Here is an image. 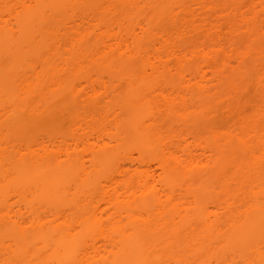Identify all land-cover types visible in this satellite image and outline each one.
Here are the masks:
<instances>
[{"label":"bare ground","instance_id":"obj_1","mask_svg":"<svg viewBox=\"0 0 264 264\" xmlns=\"http://www.w3.org/2000/svg\"><path fill=\"white\" fill-rule=\"evenodd\" d=\"M0 77V264H264V0H0Z\"/></svg>","mask_w":264,"mask_h":264},{"label":"rangeland","instance_id":"obj_2","mask_svg":"<svg viewBox=\"0 0 264 264\" xmlns=\"http://www.w3.org/2000/svg\"><path fill=\"white\" fill-rule=\"evenodd\" d=\"M240 39H241V37H239V36H235L234 37V41L235 42H239L240 41ZM190 45H191V43L190 42H184L183 44H181V49H187V48H189L190 47ZM196 65H203L202 63H201V61H195L194 63H193V65L192 66H196ZM249 68L247 69L248 70V73H251L252 72V70H253V67L251 66V64H250V62H249ZM247 67V66H246ZM244 70V69H243ZM247 72V71H246ZM246 74V73H245ZM249 76H251V74L249 75ZM3 78L4 77H0V82L3 80ZM230 78H234V77H230ZM244 79H246V80H249L250 79V77H243ZM106 81H108V79L105 77L104 78ZM235 80V79H234ZM169 81H171V82H173V83H175V84H177L178 83V78L177 77H175V75H173L172 77H169ZM75 82H77V83H79L80 85H82V86H84L85 84H84V82L82 81V80H80V79H77ZM247 83V82H246ZM110 84L111 85H115V83H113V82H110ZM0 88H1V84H0ZM246 88L247 89H249V90H252V86H251V83L250 82H248L247 83V85H246ZM109 99H111V97L109 98ZM45 119H46V117H44ZM218 121H220V118L218 119ZM51 122V121H50ZM59 127V128H61L62 130H64V129H66V127H67V119H66V117L64 116V117H62V118H58V119H56V123H49L48 124V129H49V131L50 130H52L53 129V127L54 128H57V127Z\"/></svg>","mask_w":264,"mask_h":264}]
</instances>
